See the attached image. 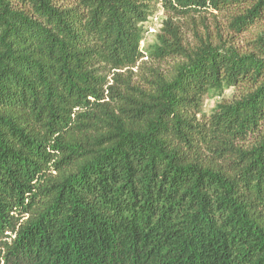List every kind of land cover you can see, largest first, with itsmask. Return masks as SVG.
I'll list each match as a JSON object with an SVG mask.
<instances>
[{
	"label": "trees",
	"instance_id": "1",
	"mask_svg": "<svg viewBox=\"0 0 264 264\" xmlns=\"http://www.w3.org/2000/svg\"><path fill=\"white\" fill-rule=\"evenodd\" d=\"M0 264H264V0H0Z\"/></svg>",
	"mask_w": 264,
	"mask_h": 264
},
{
	"label": "rangeland",
	"instance_id": "2",
	"mask_svg": "<svg viewBox=\"0 0 264 264\" xmlns=\"http://www.w3.org/2000/svg\"><path fill=\"white\" fill-rule=\"evenodd\" d=\"M165 19L166 15L162 10H159L148 22L144 24V39L142 42V49L146 53H149L153 46L158 44V35ZM236 94L237 92L234 88H226L217 93H212L205 99L203 111L205 113H211L218 103L223 101H231Z\"/></svg>",
	"mask_w": 264,
	"mask_h": 264
}]
</instances>
